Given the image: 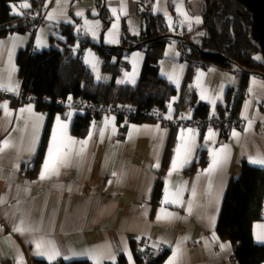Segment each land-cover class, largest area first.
I'll use <instances>...</instances> for the list:
<instances>
[{
	"label": "crops",
	"instance_id": "obj_1",
	"mask_svg": "<svg viewBox=\"0 0 264 264\" xmlns=\"http://www.w3.org/2000/svg\"><path fill=\"white\" fill-rule=\"evenodd\" d=\"M157 2L153 14L163 15L168 27L175 23L194 42L202 41L204 2ZM25 3L30 7L21 6ZM181 4L187 17L177 11ZM10 14L17 18L33 17L32 1L11 2ZM143 19V13L130 0H47L35 30L0 37V87L12 89L16 94L32 93L24 88L18 63L20 53L28 48L36 53L61 46L67 38L63 33L67 25L75 26L93 44L117 47L122 43L124 28L138 39L144 36ZM79 47L77 42L75 49ZM118 56L127 67L123 66L116 83L136 85L146 49L124 50L113 56V62ZM82 58L97 80L111 81L112 76L102 70L104 59L95 47L85 48ZM189 69L188 62L181 59L177 39L173 38L159 61L160 75L176 89L169 103L171 109L168 105L164 112V121H120L117 115H110L92 119L84 134L76 135L73 123L84 114L76 110L68 115L54 112L43 153L40 148L50 112L40 109L37 102L17 103L0 98V105H7L6 111L0 107V200L3 201L0 202V264H39V261L96 264L91 255L93 250L100 254V264H119L122 257L124 264H139L138 249L147 255L168 250L161 263L168 264L177 245L181 252L176 264H238L232 242L221 238L216 228L230 179L239 176L244 163L264 169V165L249 161V157L264 154V77L250 75L248 93L236 124L227 132L211 131L214 135L208 139L209 131L197 130L185 122L196 116L200 102L210 106V114H219V106L229 112L231 105H227L226 94L239 86L241 75L215 65L196 67L186 87ZM57 117L61 124L67 125V137L87 144H69L64 149L67 155L56 170H49L41 179L54 129L60 137ZM233 131L239 133L238 138H233ZM185 142L191 149L188 162L171 171L176 150L181 147L183 155ZM224 146L228 149L226 158L208 172L211 153ZM202 155L207 162L192 169ZM158 186L161 192L156 197ZM166 190L178 192L181 202L172 203L170 197L164 203ZM157 216L163 218L158 220ZM21 221L25 229L32 231L14 232L13 227ZM261 226H264V206L263 218L253 225L258 244H264L257 240V235L264 233ZM37 241L45 243L46 252L55 250L59 255L51 260L47 255H37Z\"/></svg>",
	"mask_w": 264,
	"mask_h": 264
},
{
	"label": "trees",
	"instance_id": "obj_2",
	"mask_svg": "<svg viewBox=\"0 0 264 264\" xmlns=\"http://www.w3.org/2000/svg\"><path fill=\"white\" fill-rule=\"evenodd\" d=\"M15 0H0V37L13 32L35 30L43 14L47 0H31L35 15L17 18L10 14V3ZM204 2L203 23L200 26L205 36L200 43L194 42L187 34L178 40L181 59L188 62L190 69L185 81L187 87L192 80L196 67L207 68L215 65L223 69L239 72L241 81L236 89L228 90L227 105L229 112L222 110L218 116L237 115L248 93V81L253 72L264 74V0H201ZM147 32L142 38L132 36L124 28L122 43L117 47L93 44L92 40L73 25L63 27L66 40L59 47H51L42 52L22 51L18 58L21 75L26 91L34 93L37 106L50 112L45 130L44 151L51 127L52 115L60 112L58 98L72 94L84 100H93L95 116L90 113L78 117L73 123L76 135L84 134L92 119L102 118L106 106L122 105L127 112L120 113V121H164L158 120L149 112L158 109L165 112L176 93L174 86L159 73V61L173 34L167 26L164 16L152 14L147 20ZM108 25V21H105ZM79 30V31H78ZM148 41L144 43V41ZM79 42L80 47L75 49ZM93 46L104 59L103 72L110 74V82L95 78L91 67L82 58L85 48ZM146 49L143 70L136 85H119L117 77L127 64L113 56L124 50ZM259 57V59H257ZM193 96L197 94L193 91ZM230 107V106H228ZM129 110L131 112L129 113ZM210 115V106L200 102L195 117ZM227 132V131H224ZM207 159L202 155L192 169L202 165ZM194 168V169H195ZM161 188L156 187V197ZM264 206V169L244 163L239 176L230 179L227 192L220 210L217 232L221 238L230 240L234 247V257L238 264H263L264 244L254 240L253 225L263 218ZM136 251V244L133 241ZM168 255V250L159 254L136 251L139 264H161ZM146 256L148 259H146ZM122 257L119 264H124ZM39 264H48L39 261ZM60 264H88L86 261L62 262Z\"/></svg>",
	"mask_w": 264,
	"mask_h": 264
},
{
	"label": "snow or ice",
	"instance_id": "obj_3",
	"mask_svg": "<svg viewBox=\"0 0 264 264\" xmlns=\"http://www.w3.org/2000/svg\"><path fill=\"white\" fill-rule=\"evenodd\" d=\"M22 7H30V5L28 4H22ZM13 8H15V6H13ZM177 11L180 12L182 15H184L185 17H187V13L183 11V5H178L177 7ZM113 12L115 13V10H113ZM15 14H19L18 12H16ZM77 15H82V13H77ZM52 17L50 16L49 19H51ZM196 22L199 23L200 20L197 17L196 18ZM111 42H116V41H111ZM257 59H259V57H257ZM203 98V97H202ZM71 99V98H69ZM0 107H3L5 109V111L7 110V105H0ZM169 109H171V105H169ZM28 111H31V109H28ZM167 119H171V116L166 117ZM57 124H58V129L60 132V137L58 138V130L54 129L53 130V134H52V145L49 148V154H48V159L45 160L44 163V170L41 172L40 174V178L44 179L46 174L49 172V170L55 171L57 164L61 161L63 156H66L67 153L64 152V149L67 148L69 146V144H76V143H80L82 146L87 144V141H74L71 140L70 137L66 136V129H67V125L66 124H61L59 117H57ZM251 127V123H249V128ZM247 131V129H246ZM188 132L191 133L192 130L188 129ZM214 135V133L211 132V130L209 131V137L208 139H211L212 136ZM233 138H238L239 137V133L233 131L232 133ZM101 136H103V132H101ZM66 138V142L65 139ZM182 140H183V136H182ZM5 147H7V142H5ZM177 156L176 158L172 161V167H171V171H175L178 167H182L183 164H186L188 162V155L190 154V147L188 146L187 142L184 143L183 145V155L181 153V147L177 148ZM227 146L222 147L221 149L217 150V151H213L211 153L212 155V162L209 166V168L207 169L208 172H212L214 171L217 166L221 163L222 158H226V154H227ZM249 161L253 164H260V165H264V154L262 155H258L256 157H249ZM156 167H159V165L157 164ZM171 171L169 174H171ZM113 175L115 176L116 173L114 172ZM172 197L171 202L172 203H180V198H179V193H169L166 190V195H165V199H164V203H168L169 202V198ZM0 202H3L2 200H0ZM166 215H171V214H166ZM163 217L161 216H157V219H162ZM264 227V226H261ZM13 231L17 232V233H25V232H31V229H25L23 227V221H21V223L19 225H15L13 227ZM257 240L259 241H264V233L258 234L257 235ZM36 249H37V255H47L48 259H54L56 256L59 255V253L55 250L46 252L45 249V243L43 241H37L36 244ZM223 247V246H222ZM181 249H180V245H177L176 247V251L173 252V256L169 259L168 264H176L177 259L180 255ZM92 257L96 260V264H100V254L97 253L95 250H93L91 252ZM129 260H131V255L129 254Z\"/></svg>",
	"mask_w": 264,
	"mask_h": 264
},
{
	"label": "built area",
	"instance_id": "obj_4",
	"mask_svg": "<svg viewBox=\"0 0 264 264\" xmlns=\"http://www.w3.org/2000/svg\"><path fill=\"white\" fill-rule=\"evenodd\" d=\"M134 2L140 11L143 13L144 18L149 20L151 15L154 13V8L158 3V0H130ZM177 25L174 23L169 26V30L172 33L180 35L183 34L182 29H177ZM0 98L15 100L17 103H24L26 101L36 102V96L33 93H15L12 89L0 87ZM71 98V99H69ZM57 103L62 106L61 114L68 115L71 111L76 110L83 114L90 113L91 116H95L94 101L84 100L79 97H74L72 94L67 95L65 98H58ZM127 110L122 105L106 106L102 112V117L110 115H118L120 113H126ZM131 110H129V113ZM152 117L160 120L164 113L158 109H153L149 112ZM236 124V119L231 116H218L210 114L205 117H194L185 122V125H191L195 129L200 131H215L224 132L228 131L231 127ZM195 244V243H194Z\"/></svg>",
	"mask_w": 264,
	"mask_h": 264
},
{
	"label": "water",
	"instance_id": "obj_5",
	"mask_svg": "<svg viewBox=\"0 0 264 264\" xmlns=\"http://www.w3.org/2000/svg\"><path fill=\"white\" fill-rule=\"evenodd\" d=\"M142 26H143L142 31H143V34L145 35L146 32H147V26H148V22H147V20L145 18L142 21ZM168 36H170L171 38H174V39H178V40H180L182 38L180 35H177V34H171V35H168ZM147 42H148L147 40L144 41V43H147ZM253 73L264 77V74L261 73V72H253Z\"/></svg>",
	"mask_w": 264,
	"mask_h": 264
}]
</instances>
